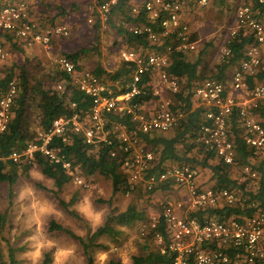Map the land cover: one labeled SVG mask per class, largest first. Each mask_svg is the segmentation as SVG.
Returning a JSON list of instances; mask_svg holds the SVG:
<instances>
[{"label":"built area","instance_id":"obj_1","mask_svg":"<svg viewBox=\"0 0 264 264\" xmlns=\"http://www.w3.org/2000/svg\"><path fill=\"white\" fill-rule=\"evenodd\" d=\"M117 1L103 0L98 5L97 13L102 23L107 21L110 9ZM254 1L264 7V0ZM209 2L210 0H145L131 7L132 13L144 11L150 24H133L129 31L134 34L147 33L152 48L144 53L141 49L123 48L119 51L120 61L133 65L123 91H120L122 86L117 81L97 75L90 69L80 68L66 56H60L56 61L60 69L69 75L73 86L90 97L89 111L84 115L58 117L47 129L36 126L34 140L28 142L21 151H11L9 159L16 163L32 164L38 153L81 182L73 173L76 166L58 148L50 146L54 138L67 143L72 134H79L92 150H97L101 145L109 147V155L118 158L121 172L126 175L130 189L139 185L143 191L150 193L159 187L176 185L187 190L193 208L216 207L219 199L226 205L234 204L237 196L233 190L224 188L216 191L212 187L200 185L198 166L165 165L163 169L155 171V152L148 149L134 131L121 122H113L107 126V114L113 113L128 116L135 130L142 134L166 132L184 116V103L176 99L180 82L168 72V67L173 52L186 54L197 48L188 24L182 20L184 9L188 6L206 7ZM251 2L252 0H242L235 16L239 29L231 32L233 38L242 34L245 29L254 37L246 47L237 68L227 78H206L197 82L191 95L193 106L204 110L203 122L199 125L195 143L230 165L235 163L236 157L230 130L233 117L241 131L240 136L252 149L253 156H264V125L259 115V109L264 110V82L254 79L262 63L264 14L254 9ZM29 13L28 3L23 1L0 6V32L12 36L25 47L38 44L45 48H49L53 38L68 35L66 25L42 27L31 19ZM88 21L91 22L92 19L89 18ZM155 22L157 30L150 26ZM229 52L224 46L221 60ZM7 58L8 52L0 43V67ZM250 78L254 81L253 86H249ZM161 88L169 90L172 96L162 97ZM56 89H62V84H58ZM149 89L152 99L158 98L159 101L147 111L145 105L152 99H136L147 95ZM15 95L14 81H10L6 89L0 91V132L8 127ZM242 171L252 180L258 177L251 164L244 165ZM161 220L165 235L157 231L153 234L155 241L161 245L160 251L163 253L167 250L171 253L169 264H188L190 259L194 264H254L257 260H264L262 211L247 218L198 220L194 217H180L174 207L169 205L164 208ZM158 222L154 221L152 229Z\"/></svg>","mask_w":264,"mask_h":264},{"label":"trees","instance_id":"obj_2","mask_svg":"<svg viewBox=\"0 0 264 264\" xmlns=\"http://www.w3.org/2000/svg\"><path fill=\"white\" fill-rule=\"evenodd\" d=\"M103 0H97L99 5ZM223 2L224 0H217ZM251 4L260 14L264 12V7L252 0ZM74 5L72 4L71 7ZM132 5L130 0H118L114 4L108 15L107 23L114 28L125 41L128 47L141 49V52L149 50L151 47L147 33L134 34L129 31V27L133 24L149 25L148 18L144 11L137 13L131 12ZM96 19L93 23V30L97 35L101 24H103L96 11ZM157 22L151 24L153 30H157ZM98 36V35H97ZM0 37L12 38V36L0 32ZM253 34H239L225 44L230 52L224 60L216 65V79H222L228 68H233L243 57L246 47L252 43ZM165 45L166 43L163 42ZM163 47V46H162ZM161 47H158V49ZM86 48L77 50H64L63 56L78 65L81 53H85ZM35 60V59H34ZM199 61L187 59L184 53L173 52L171 54V63L168 72L177 77L179 82L185 81V86L176 94V99L184 103L182 109L184 116L173 127L172 135H165L164 132H153L150 134H142L135 130L134 124L128 116H119L113 113L107 114L108 127L113 122L125 123L129 130H132L144 142L148 149L156 154V165L154 170H161L167 163L182 165L190 164L199 166L201 169L210 170L211 187L214 190L220 189H238L242 194V199L236 205H224L221 207H206L192 210L188 217H194L198 220L213 216L221 221L229 218L250 217L257 211L264 212V157L263 160L253 168L257 171V185L253 190L248 188L245 181L240 182L232 177L233 166L239 164L242 167L250 164L253 156L252 149L245 144L240 136L235 117H233L231 125L232 140L236 151L235 163L233 165L226 164L222 160L215 157L209 151L195 143V137L198 132L199 125L203 122V108L194 107L191 101L192 88L195 82L202 77L199 74ZM3 65V64H2ZM1 65V66H2ZM79 66V65H78ZM82 68L81 66H79ZM133 65L130 63L120 62L117 68L106 73L99 65L94 73L97 75L106 74L112 81H117L122 86L120 91L125 90L126 82L129 79ZM0 91L5 90L10 81H14L16 86V95L11 107L12 116L5 131L0 132V182L7 184L8 198L14 194V184L17 178V171L20 169V163L13 162L9 159V154L13 150L21 151L28 142L35 138L34 125L47 129L52 121L58 117H70L73 114L84 115L89 111L91 99L79 91L70 82L69 75L62 71L57 64L55 67L42 65L39 61H33V58L25 56L21 65H11L1 70L0 67ZM255 81L264 82V59L258 69ZM253 79H249V86H253ZM62 84V89L57 90L56 86ZM151 90L147 95L137 98V101H147L152 99ZM259 115L263 119L264 110L259 109ZM117 146V143H115ZM58 148L65 158L71 162L73 166L81 168L85 176L99 174L108 178L111 182L112 194L117 192H128L129 184L125 174L120 171L118 158L109 155V147L101 145L97 150H92L87 146L81 135L72 134L67 143H62L60 138H54L51 145ZM32 163H34L39 171L48 179L52 180L54 189L52 194L58 201V204L72 217L84 220L78 212L73 208L76 198L71 197L68 201L60 197L63 186L69 182L70 175L67 174L59 165H53L47 161L42 155L36 154ZM28 167V166H27ZM27 168L24 167V171ZM166 186L159 187L160 189ZM110 203V201H108ZM143 216L135 208L129 206L126 210L117 212L115 208L111 209L106 215L102 225L91 231L87 228L86 236H79L68 227L50 220L48 229L56 230L69 235L77 240L82 247L87 264H94L93 250L102 249L104 245L98 243L100 237L110 238L117 241L120 234L118 226H128L136 220H142ZM6 223L5 213L0 211V232ZM153 232H161L165 235L164 224L160 219ZM144 248L139 255L132 256L130 264H169L171 253L167 250L163 253L159 250H152L147 245V239L144 241ZM8 259L15 262L13 249L8 247ZM0 262H3V252L0 248ZM51 257L49 252L43 255L42 264H50ZM107 264H121L120 261L110 258ZM188 264H194L190 259ZM254 264H264V260H257Z\"/></svg>","mask_w":264,"mask_h":264},{"label":"rangeland","instance_id":"obj_3","mask_svg":"<svg viewBox=\"0 0 264 264\" xmlns=\"http://www.w3.org/2000/svg\"><path fill=\"white\" fill-rule=\"evenodd\" d=\"M13 2L17 1L0 0V6ZM241 4L242 0H210L206 7L188 6L184 9L182 20L188 24L192 38L197 42L196 50L185 55L189 60L199 61L198 71L202 78L197 82L216 77V65L221 61L223 48L231 38V32L239 29L235 16ZM29 6L31 19L49 26L64 24L68 28V35L53 38L49 48L41 45L25 47L11 37H0V43L8 52V59L1 66V70L14 64L21 65L25 56L44 66L55 67L64 50L86 48L87 52L81 53L78 65L92 71L100 65L108 73L120 64L121 49L137 50L128 47L116 30L107 23L101 24L98 36L95 34L93 23L96 19L97 0H41ZM89 18L92 19L91 22L88 21ZM242 32L250 33L245 29ZM262 57L264 59V48ZM237 66L238 63L224 77L227 78ZM102 76L106 77V74ZM185 84V81H180V91ZM160 95L172 96L165 88H161ZM158 101V98L150 100L145 109L151 110ZM36 126L34 125V129ZM170 131L173 128L164 134L168 135ZM263 157L261 154L252 156L250 164L257 167ZM24 167L27 168L26 171ZM199 169V177L208 178L209 172L200 167ZM73 173L81 182L70 177L59 195L66 201L71 197L76 198L73 208L84 220L70 216L58 204L51 192L54 189L52 180L45 177L34 163H20L14 194L10 199L7 184L0 182V211L6 216L5 226L0 232V248L3 252V262L0 264H42L45 252L50 254V264H87L79 242L67 234L49 230L50 220L68 227L79 236H86L87 228L94 231L101 226L111 209L121 212L131 206L142 214V220H136L128 226H118L120 234L117 241L100 237L97 242L103 244L104 248L94 249L92 252L94 264H107L110 258L120 261L121 264H130L132 256L142 253L145 239L152 250H160L161 245L155 241L152 225L154 221L161 219L166 206L174 207L176 214L184 218L192 210L198 209L191 206L188 192L183 187L168 185L147 193L138 185L128 192L112 194L108 178L99 174L85 176L78 166ZM232 176L240 182L245 181L250 190L257 185L258 178L252 180L247 177L239 164L233 166ZM200 185L211 187V182L203 181ZM231 190L236 193V205L241 201L242 193L235 188ZM224 205V201L219 199L216 206ZM209 218L219 220L213 216ZM8 247L13 249L14 263L8 259Z\"/></svg>","mask_w":264,"mask_h":264},{"label":"crops","instance_id":"obj_4","mask_svg":"<svg viewBox=\"0 0 264 264\" xmlns=\"http://www.w3.org/2000/svg\"><path fill=\"white\" fill-rule=\"evenodd\" d=\"M8 1H19V0H8ZM23 2H25V3H28V6L30 5V4H33V3H35V2H37V1H41V0H22ZM145 0H130V4L133 6V5H138V4H141V3H143ZM215 2H218L217 0H215ZM14 3V2H13ZM29 11H30V6H29ZM261 14H264V12L263 13H261ZM42 25V27H43V25H45V26H47L46 24H41ZM35 45H38V44H35ZM32 46H34V45H32ZM31 46V47H32ZM42 46V45H41ZM8 59V58H7ZM7 61V60H6ZM262 61H263V57H262ZM232 69V68H231ZM230 68H228L227 69V71L228 72H230V70H231ZM227 71H226V73H227ZM150 101H148V103H149ZM241 132V131H240ZM173 134V131H170L169 133H168V135H172ZM169 163V162H168ZM207 173H208V178L206 177V178H200V177H198V182L200 183V182H205V181H209L210 180V176H211V173H210V170H207V169H204ZM200 176V175H199ZM233 177V176H232Z\"/></svg>","mask_w":264,"mask_h":264}]
</instances>
